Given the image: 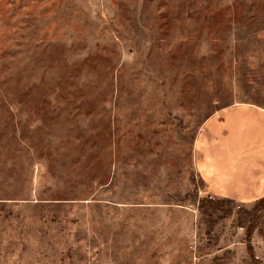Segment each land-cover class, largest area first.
Returning <instances> with one entry per match:
<instances>
[{
  "label": "rangeland",
  "instance_id": "1",
  "mask_svg": "<svg viewBox=\"0 0 264 264\" xmlns=\"http://www.w3.org/2000/svg\"><path fill=\"white\" fill-rule=\"evenodd\" d=\"M241 103L264 0H0V264H264V207L194 167Z\"/></svg>",
  "mask_w": 264,
  "mask_h": 264
},
{
  "label": "crops",
  "instance_id": "2",
  "mask_svg": "<svg viewBox=\"0 0 264 264\" xmlns=\"http://www.w3.org/2000/svg\"><path fill=\"white\" fill-rule=\"evenodd\" d=\"M194 142V167L209 196L238 203L264 198L263 108L241 103L220 110Z\"/></svg>",
  "mask_w": 264,
  "mask_h": 264
},
{
  "label": "trees",
  "instance_id": "3",
  "mask_svg": "<svg viewBox=\"0 0 264 264\" xmlns=\"http://www.w3.org/2000/svg\"><path fill=\"white\" fill-rule=\"evenodd\" d=\"M201 203L202 204L207 203L210 206V208L224 212V208L222 207L223 202L218 200V199L217 200L203 199V200H201ZM226 203L233 204V201L227 200ZM255 203L256 204L254 205V209H259L261 211L264 207L263 206L264 205V198L257 200ZM252 230L253 229H251L250 227L247 228V235L249 237L252 234ZM249 256H250L251 264H259L256 261V259L254 258L252 251L249 252Z\"/></svg>",
  "mask_w": 264,
  "mask_h": 264
}]
</instances>
